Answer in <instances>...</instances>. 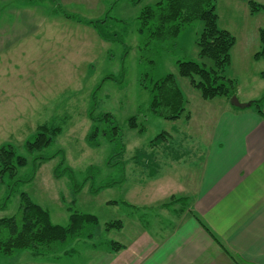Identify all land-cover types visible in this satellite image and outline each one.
I'll return each mask as SVG.
<instances>
[{"label":"rangeland","instance_id":"374dc122","mask_svg":"<svg viewBox=\"0 0 264 264\" xmlns=\"http://www.w3.org/2000/svg\"><path fill=\"white\" fill-rule=\"evenodd\" d=\"M34 1L39 5L36 44L24 41L0 59V147L12 144L27 159L26 165L4 173L0 218L20 216L22 193L47 209L53 223L68 224L73 212L97 216L99 224H92L80 239L39 255L46 261L74 249L60 259L82 262L95 249L124 241L122 235L134 223L141 226L145 192L153 193L152 184L143 187L146 177L172 173L174 165L165 161L172 163L180 152H187V162H193L190 135L212 129L217 123L214 107L227 98L204 99L178 73V60L212 65L199 55L201 21L185 26L175 47L143 45L140 12L161 0ZM250 1L264 5V0H216L219 27L236 40L224 73L235 80L243 104L264 96V59L255 57L262 46L264 10L253 11ZM78 19H105L101 29L109 39ZM168 73L176 75L187 97L190 120L166 119L151 111L153 81ZM134 115L137 128L129 125ZM115 124L118 135L111 140L104 130L112 136ZM45 125L58 129L54 140L42 150L28 151L27 142ZM95 127L98 135L88 140ZM117 220L124 229L108 228Z\"/></svg>","mask_w":264,"mask_h":264},{"label":"crops","instance_id":"0c3cea01","mask_svg":"<svg viewBox=\"0 0 264 264\" xmlns=\"http://www.w3.org/2000/svg\"><path fill=\"white\" fill-rule=\"evenodd\" d=\"M38 10L34 0H0V59L24 41L36 44ZM250 98L245 104L260 99ZM216 104L213 128L190 135L194 161L180 152L165 161L172 173L146 177L153 193L145 192L144 219L116 241L121 249L109 244L67 263L60 258L74 249L46 261L23 249L1 255L0 264H264V104L262 113L223 98Z\"/></svg>","mask_w":264,"mask_h":264},{"label":"trees","instance_id":"16d2710c","mask_svg":"<svg viewBox=\"0 0 264 264\" xmlns=\"http://www.w3.org/2000/svg\"><path fill=\"white\" fill-rule=\"evenodd\" d=\"M252 10H264L263 4L250 1ZM70 16V15H68ZM216 0H161L155 5H146L139 15L138 32L142 36L143 45L147 48L165 45L175 47L181 30L196 21L203 23V29L198 38L199 55L208 58L212 65L195 60H178V73L182 77L189 78L206 100L217 97L231 99L236 95L237 85L235 80L225 76L226 68L231 64V51L235 44V36L227 29L219 27ZM81 22L92 25L103 39H109L101 29L102 20H81ZM261 50L256 53V58L264 59V31L260 32ZM264 77V71L261 72ZM145 82L143 81V84ZM153 92L150 108L153 114L171 120L186 116L190 119L191 114L187 111V97L178 83L174 73H168L164 77L153 81L151 86ZM250 105H255L259 113H262L264 97L253 100ZM90 116L94 118L91 111ZM111 117L110 113L103 115ZM100 120V119H98ZM131 128H137V116L129 119ZM117 124L112 128L113 135L104 134L114 139L118 135ZM58 129L47 125L41 126L34 135L33 140L26 144L30 152L42 150L54 139ZM99 127L88 135V140L96 138ZM121 134L119 135V137ZM162 136H165L162 134ZM27 159L18 154L14 145L6 144L0 147V184L4 173L9 170L14 172L17 167L24 166ZM107 184L106 186L111 185ZM176 199L172 196L163 205L168 206ZM20 216H6L0 218V256H9L18 250L32 249L38 252L52 251L58 245L69 241L80 239L92 224H99L97 216L90 213L73 212L69 223L66 225L53 223L50 212L40 204L33 201L28 194H21ZM108 228L122 227V221L117 220L107 224ZM92 231L87 233L91 235ZM113 250H119L123 245L112 241Z\"/></svg>","mask_w":264,"mask_h":264},{"label":"water","instance_id":"95a60500","mask_svg":"<svg viewBox=\"0 0 264 264\" xmlns=\"http://www.w3.org/2000/svg\"><path fill=\"white\" fill-rule=\"evenodd\" d=\"M231 102L235 105V106H238V107H244V106H250V102L247 103V104H243V103H240L239 100L237 99V96L234 95L232 96L231 98Z\"/></svg>","mask_w":264,"mask_h":264}]
</instances>
